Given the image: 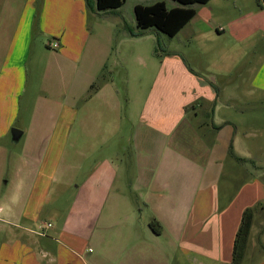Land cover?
<instances>
[{"label": "crops", "instance_id": "obj_1", "mask_svg": "<svg viewBox=\"0 0 264 264\" xmlns=\"http://www.w3.org/2000/svg\"><path fill=\"white\" fill-rule=\"evenodd\" d=\"M37 2L26 0L19 5L16 0H0V138L19 116L35 32L59 42L58 51L52 54L55 68L47 63L43 77L46 70L48 75L53 69L62 72L61 66L78 63L82 57L85 0ZM193 7L195 15L177 34L202 46L207 65L200 70L207 77L193 69V75L188 73L176 54L170 56L165 73L168 68H177L173 72H177L179 82L188 85L184 103L182 96L172 97L171 103L177 102L170 106L180 110L189 102L210 109L211 141L201 180L186 184L146 181L139 179V172L124 187L99 180L76 185L77 197L59 226L48 220L41 222L44 228L34 227L26 234L8 231L7 239L0 242V264H232L233 240L246 208L253 209V217L239 264H264V181L247 168H264L255 164L256 157H264V128L258 126L264 115V9L257 7L255 0H209ZM97 64L102 66V60L97 59ZM225 71L236 74L237 85L216 87L214 75ZM96 78L88 72L77 84L85 91ZM108 82L104 79L95 94ZM181 88L169 92L177 93ZM46 91L41 89L44 95L37 96L35 105L56 108L63 103ZM231 109L249 113L247 117L231 118ZM179 119L180 115H159L153 125L142 123L169 135ZM27 122L38 126L40 121L32 115ZM21 130L18 141L26 137L28 147L32 130L27 125ZM32 153L28 151L27 157L21 158L23 164L17 173L21 190L24 186L20 182L25 178L35 181ZM169 156L176 165V154ZM227 159L232 164L225 166ZM95 190L109 191L96 196ZM152 219L161 226L159 234L149 227ZM14 220L9 207H0L2 223L16 227Z\"/></svg>", "mask_w": 264, "mask_h": 264}, {"label": "rangeland", "instance_id": "obj_2", "mask_svg": "<svg viewBox=\"0 0 264 264\" xmlns=\"http://www.w3.org/2000/svg\"><path fill=\"white\" fill-rule=\"evenodd\" d=\"M16 1L19 5L26 2ZM155 1L159 0H125L118 9L103 12L86 6V40L81 60L61 66L62 72L53 69L48 75L46 70L45 78L44 67L52 63L55 68L52 54L58 49L48 46L55 39H47L37 32L33 34L26 64V92L18 119L12 126L20 131L26 125L30 127L32 140L26 147V137L14 142L10 131L0 138V207H9L16 222V227H11L0 221V242L7 239L9 230L15 234H26L34 227L40 230L44 228L42 221L50 220L59 226L77 197L76 185L81 187L99 180L124 187L139 172V179L146 181L186 184L201 180L207 166L206 148L211 141L210 113H207L210 109L189 102L181 105L180 110L170 106L177 102L171 103L172 97L182 96L184 103L188 85L185 81L179 82L177 72H173L177 68H168V73L165 70L170 56L176 54L188 73L192 74L193 69L207 77V73L200 70L207 65V55L198 42L187 40L181 34L169 37L153 27L144 30L136 27L134 5ZM163 1L167 7L178 5L173 0ZM37 3L41 4V0ZM137 32L141 35L131 36ZM193 53L197 57L194 60ZM97 59L102 60V66L99 67ZM88 72L97 78L91 83L95 87L91 88L90 84L84 91L77 82ZM234 72L214 75L216 87L237 85ZM102 76L109 81L108 86L95 94L102 84ZM180 86L179 92H169ZM42 88L63 103L56 108L35 105L37 96L44 95ZM261 110L264 112V108ZM230 112L231 118L238 119L249 113L233 109ZM32 115L39 119L38 126L31 122L26 124ZM159 115H180L174 132L162 135L154 126L147 128L142 123L153 125L152 121ZM262 116L258 126L264 128ZM262 142L264 144V138ZM32 150L30 162L35 181L25 178L20 182L24 186L21 190L17 187L18 169L23 164L21 158ZM170 153H175L179 159L176 165ZM256 158L255 164L264 166V157ZM224 164L228 166L232 162L227 159ZM247 168L264 181V168ZM47 176L49 178L42 181ZM108 191L95 190V194L107 195Z\"/></svg>", "mask_w": 264, "mask_h": 264}, {"label": "trees", "instance_id": "obj_3", "mask_svg": "<svg viewBox=\"0 0 264 264\" xmlns=\"http://www.w3.org/2000/svg\"><path fill=\"white\" fill-rule=\"evenodd\" d=\"M125 0H85L87 7L94 8L97 12L111 11L122 6ZM178 5L167 7L163 0L151 4H135L133 14L137 28L144 30L155 28L169 37L175 36L195 15V4H205L209 0H173ZM257 7L264 9V0H255ZM141 32L132 33L131 36H140ZM103 82V76L100 78ZM94 83L91 88H94ZM253 209L246 208L241 215L240 223L235 233L232 247V264H239L249 236L252 223ZM149 227L155 234L161 232L160 224L152 219Z\"/></svg>", "mask_w": 264, "mask_h": 264}, {"label": "water", "instance_id": "obj_4", "mask_svg": "<svg viewBox=\"0 0 264 264\" xmlns=\"http://www.w3.org/2000/svg\"><path fill=\"white\" fill-rule=\"evenodd\" d=\"M10 133L12 141L17 142L20 139L22 132L18 129L11 128Z\"/></svg>", "mask_w": 264, "mask_h": 264}, {"label": "built area", "instance_id": "obj_5", "mask_svg": "<svg viewBox=\"0 0 264 264\" xmlns=\"http://www.w3.org/2000/svg\"><path fill=\"white\" fill-rule=\"evenodd\" d=\"M48 46H49L50 48H53V49H58V47H59V42L56 41V40H53L52 42H49V43H48Z\"/></svg>", "mask_w": 264, "mask_h": 264}]
</instances>
